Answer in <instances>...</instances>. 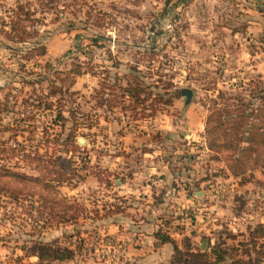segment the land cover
<instances>
[{"label":"rangeland","instance_id":"1","mask_svg":"<svg viewBox=\"0 0 264 264\" xmlns=\"http://www.w3.org/2000/svg\"><path fill=\"white\" fill-rule=\"evenodd\" d=\"M19 5L24 40L8 35H19L9 23ZM167 11L173 27L164 31ZM39 44L46 52L28 56ZM77 66L68 91L54 90L53 70L64 77ZM130 72L145 88L135 107L124 91ZM260 86L264 0H0V161L38 175L39 164L24 156L38 149L44 158L70 157L65 169L79 175L49 190L33 185L31 195H0V264H179L157 230L211 262L219 250L254 263L264 249ZM223 101L256 109L246 120L235 116L256 143L232 167L205 131L218 125ZM72 131L77 146L66 143ZM50 198L73 216L59 221ZM40 246L70 255L41 259Z\"/></svg>","mask_w":264,"mask_h":264},{"label":"trees","instance_id":"2","mask_svg":"<svg viewBox=\"0 0 264 264\" xmlns=\"http://www.w3.org/2000/svg\"><path fill=\"white\" fill-rule=\"evenodd\" d=\"M23 8L21 5H19L16 11L17 19L15 20L11 19L9 21V23L11 24L10 25L11 29L14 31V33L19 31V35L18 34H8V35L11 36L12 38H16L19 40H24L28 36L26 31L24 30V26L19 23L20 20L22 19L20 18L19 15H17L22 11L23 13H25L23 20L24 18L27 17V11L24 12ZM234 30L236 31L238 30V28ZM45 52H46L45 46L43 44H39V45H35L34 47L28 49L26 53H28V56H30L31 54L32 55L34 54L43 55ZM59 73H60V69L53 70V73H52L53 75H57V78L58 76H60V83L59 85L54 83L52 84V87L54 88V90L56 89V91L58 92H63L64 84L67 85L65 87V91H68L69 86L74 83L75 76L81 73V69L79 66L72 67L64 71V74H65L64 77L59 75ZM129 77L132 81L130 82H128L129 80L127 81V84L124 86V91H127L131 96L134 97V101L133 103H131V106L135 107L139 102H142L143 100L141 99L140 101H138L139 96L137 94H139L140 92H143L145 88L142 85L141 79L139 78V76L130 72ZM104 87H107V84L102 85L103 89ZM253 92H261V95H258V98L259 99L264 98V86H260V88L256 87L255 90H253ZM108 100L110 101V99ZM46 104L50 106L52 102L49 101ZM223 104L224 105L222 108L217 107V110H216L218 125L217 126L213 125L211 130L210 129L206 130L205 128V131H207V134L209 137L211 134V138H208L207 136L208 145L214 150L220 152L223 161L226 164H228L230 167H232L234 165V163L231 162L232 160L235 162H242L241 159L238 160L234 158L235 154L238 151H240V149L249 150L251 152L254 151V148H252V146H255V143H256V139H254V137L251 136L250 132H247V130L240 128L243 123L241 122L240 124H237L236 122L237 119L235 118V116H239L241 120H246L248 116L253 115L256 109H250V111H247L248 107L243 108V107L236 105V103H233V102L228 103L226 101H223ZM148 105L151 107V110L154 109V105L152 102H150ZM223 114L228 115L226 120L228 121V124L230 125L225 128L226 130H224L223 133L221 132L219 133V136H221V139H220V137L217 136L216 133H218V128L223 124L221 121V116ZM61 115L62 114L59 111V116ZM245 132H247V135L245 134ZM243 133L244 135H242ZM261 137H262L261 139V143H262L264 142V131L262 132ZM53 138L56 139L57 137H53ZM65 140H66V143H69L72 145L74 144L75 146H77V143H75L76 139H75L73 131L72 133L67 134ZM241 141L246 142L245 147L240 146ZM3 150L4 149L2 148L1 142H0V158L2 156ZM31 151L32 152L24 153V156L29 161L31 162L33 161L39 164V168H40L39 174L34 175V174L27 173L25 171H17V170L12 169L10 166H6L0 161V195H2L3 193L16 195V193H19V192L25 195L26 194L31 195L35 193L32 189L33 185H40V186L42 185L44 189L49 190L48 187H51V186L53 187L54 181L56 182L70 181L74 175L79 176L77 173H73V172L70 173V171L65 169L67 166L66 163L70 160V157L58 155L53 160V159L42 157L38 149H35V150L33 149ZM51 162L54 163V168L49 166ZM80 177L82 178L81 175ZM18 183H21L23 186L21 188L18 187L17 186ZM42 197L44 198L43 195L41 196V198ZM54 200L50 198L48 200L49 202L48 204H51L49 206L50 208H54L55 211L53 215L54 216L56 215L59 221H66L68 220V218H70V216H73L72 214L69 215L66 213V210L68 209L67 204H65L66 206L65 209L61 210L60 202L56 199ZM45 206H46V203H45ZM155 236L160 242L162 243L168 242L172 245V251H173L172 262H177L179 264H212L214 262L215 264H264V249L256 250L257 258L253 260L254 263H250V260L248 263L247 260L236 259L234 257L227 258L219 250L214 251V253L216 254L215 258H217V260L211 262L206 251H201V250L193 251V250L188 249L189 251L185 252L179 246L177 241L174 238L170 237L169 234L165 233L164 231L157 230L155 233ZM188 244L189 242L187 241L186 246ZM39 249L40 251L38 250L36 252V255L38 256V258H41V259L43 258V256H52L53 258L63 259V258H68L70 255V253H64L63 250H61L65 248H60V247L50 248L46 246H40ZM67 252H71V249H67Z\"/></svg>","mask_w":264,"mask_h":264},{"label":"built area","instance_id":"3","mask_svg":"<svg viewBox=\"0 0 264 264\" xmlns=\"http://www.w3.org/2000/svg\"><path fill=\"white\" fill-rule=\"evenodd\" d=\"M175 10V9H174ZM174 13H175V11H174ZM170 14H172L173 15V11L171 12V11H167L165 14H164V17L162 18V21H161V25L163 26L162 27V30H170V29H172V27H173V20L170 18ZM157 24L156 23H154V27L153 26H150L149 28H148V36L149 37H154V36H156V31H157Z\"/></svg>","mask_w":264,"mask_h":264},{"label":"crops","instance_id":"4","mask_svg":"<svg viewBox=\"0 0 264 264\" xmlns=\"http://www.w3.org/2000/svg\"><path fill=\"white\" fill-rule=\"evenodd\" d=\"M255 27L257 28L258 26L255 25ZM229 30H230V29H229ZM257 30H258V29H257ZM231 31H232V30H231ZM237 33H238L237 31H233L232 33H230L231 35H229V36H232V37L234 38L235 36H237ZM215 35H216V32L213 31V30H210L209 33L207 34L208 37H212V38H214ZM216 36H217V35H216ZM213 40H214V42H213V44H214L215 41H216V39L214 38ZM240 44H243V43L241 42Z\"/></svg>","mask_w":264,"mask_h":264},{"label":"water","instance_id":"5","mask_svg":"<svg viewBox=\"0 0 264 264\" xmlns=\"http://www.w3.org/2000/svg\"><path fill=\"white\" fill-rule=\"evenodd\" d=\"M181 92L185 94L187 100L190 98L191 96V91L189 88H182ZM79 141H83V138H79Z\"/></svg>","mask_w":264,"mask_h":264}]
</instances>
